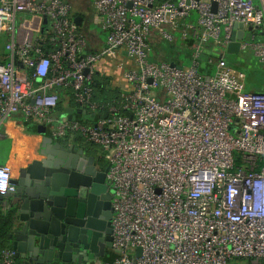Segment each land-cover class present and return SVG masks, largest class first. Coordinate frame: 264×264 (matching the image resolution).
<instances>
[{
    "label": "built area",
    "instance_id": "2783aa9c",
    "mask_svg": "<svg viewBox=\"0 0 264 264\" xmlns=\"http://www.w3.org/2000/svg\"><path fill=\"white\" fill-rule=\"evenodd\" d=\"M89 2L104 33L96 53L70 1L0 0V128L30 123L102 148L116 256L97 264H264V86L248 91L224 57L234 36L264 67V0ZM163 27L190 42L189 67L149 61L154 31L175 40ZM124 64L126 87L116 78L114 98L97 102L96 73ZM10 172L0 165V196L15 190ZM14 260L0 251V264Z\"/></svg>",
    "mask_w": 264,
    "mask_h": 264
},
{
    "label": "water",
    "instance_id": "95a60500",
    "mask_svg": "<svg viewBox=\"0 0 264 264\" xmlns=\"http://www.w3.org/2000/svg\"><path fill=\"white\" fill-rule=\"evenodd\" d=\"M73 21L76 26L80 24L79 18ZM46 22L44 19L43 25ZM241 37L242 33H239L236 39ZM234 39L233 36L227 54H238ZM204 67L202 64L201 69ZM36 134L40 136L38 154L42 159L19 168L10 181L15 186L14 192L0 196V209L12 212L15 218L10 235L15 259L24 264H89L98 261L104 257V251L111 248V238H107L105 246L96 247L87 226H75L64 219L70 201H77L72 188L76 192L81 188L93 192L97 177L93 158L86 157L84 147H73L76 156L60 168L62 162L61 165L53 164L57 159L55 151L64 150L60 142L47 135L44 127L37 126ZM107 170L108 166L105 174Z\"/></svg>",
    "mask_w": 264,
    "mask_h": 264
},
{
    "label": "rangeland",
    "instance_id": "374dc122",
    "mask_svg": "<svg viewBox=\"0 0 264 264\" xmlns=\"http://www.w3.org/2000/svg\"><path fill=\"white\" fill-rule=\"evenodd\" d=\"M190 18L193 21H196L197 19V14L196 13H192L190 15ZM163 30H166L167 32L171 33L174 37V41L172 43L167 42L166 40H164L162 38V36L154 31L153 35L149 38V44H150V52L148 54V58L149 61L151 62H165L168 64L173 63L175 66H178L180 68H187L191 65V55H192V50L190 48V42L189 41H182L179 38V32L175 31V30H170L167 27H163ZM245 41L247 42H252V40L250 39V34L246 33L245 36ZM225 59L228 62H232V61H238L242 67L243 70L246 74L247 77L252 78V80H248V84L252 83V84H257V86H264V67L260 64L257 63L256 59H254L248 52H241L238 55H229V54H225ZM122 60L124 63L127 62V59L125 58V56H121ZM204 64V63H202ZM115 69V68H114ZM128 69V66L126 64H124L122 70H116V76L112 77V82H111V89L107 88V97L109 96H114L115 92L112 88H114V81L117 78L118 79V83H117V89H124L126 87V83L124 82V79L122 77V74L124 71H126ZM206 72V71H205ZM106 96V95H105ZM98 101L101 100L100 96H97ZM77 118L81 121L83 120V117H80L79 115H77ZM74 138V140L78 139L80 140V137L76 134H72L70 135L68 138ZM62 141V140H60ZM81 141V140H80ZM64 141H62V143L60 142V144L62 145H66L63 143ZM82 142V141H81ZM83 144V142H82ZM86 146V149L88 150V152L97 160L102 159L105 163L106 161L104 160V156L105 153L102 150V148H100L99 146H95V145H90V144H83ZM8 143L6 144L4 141H1L0 143V158H4L6 159V155L8 153ZM19 157H16V159ZM7 160V159H6ZM7 164V161H6ZM21 165V164H20ZM10 166V165H9ZM17 168L19 167L18 165L16 166ZM11 168V166H10ZM17 168H16V175H17ZM15 175V176H16ZM0 211L3 212L2 209H0ZM114 256H116V252L112 251L111 248L106 249L104 257L100 258L98 261H93L90 262L89 264H97L98 262H105L107 260H109L111 257L112 259L114 258ZM229 264H248L247 260H243V259H233Z\"/></svg>",
    "mask_w": 264,
    "mask_h": 264
},
{
    "label": "flooded vegetation",
    "instance_id": "af4514ba",
    "mask_svg": "<svg viewBox=\"0 0 264 264\" xmlns=\"http://www.w3.org/2000/svg\"><path fill=\"white\" fill-rule=\"evenodd\" d=\"M61 146L64 150L55 151L57 159L53 164L61 165L60 162H62L63 164L58 167L64 168V165L73 160L72 158L76 156L75 151H73V147H80L79 144L74 142H70L66 145L61 144ZM84 154L86 157L93 158V164L97 171L96 184L92 193L86 191L85 188H81V190H78L77 192L72 188V193L76 194L77 201H70L68 211L64 219L68 221L69 224L75 226L79 224H81V227L87 226L86 230L90 233L91 238L93 237L95 239L96 247H102L107 244V238H111V193L105 181V169L107 165H103L100 160L95 159L86 149ZM8 161L11 168L15 167L18 163V159H16V157H13ZM19 168L21 167H18L17 170Z\"/></svg>",
    "mask_w": 264,
    "mask_h": 264
},
{
    "label": "crops",
    "instance_id": "0c3cea01",
    "mask_svg": "<svg viewBox=\"0 0 264 264\" xmlns=\"http://www.w3.org/2000/svg\"><path fill=\"white\" fill-rule=\"evenodd\" d=\"M68 1H70L73 6L71 13L72 19H80V24L78 25V27H82L83 33L86 37V51L89 53L99 52L104 46V33L101 30L100 23L97 20V17L90 5L89 0ZM103 68L104 66H100V70H102ZM96 75H98V73H96ZM106 98L108 101L109 97ZM96 101L98 102V100ZM60 104L61 108L65 106L63 100ZM71 106V103H69L67 107ZM65 110L66 109L63 108V111ZM1 141L9 142L8 153L6 155V161L8 164H10L8 160L13 157H19L17 158L18 161L21 160V165H19V167H25L28 163H31L33 160L42 159V157L38 154L40 136L36 133H29L24 126H17L12 123V125H8V127L5 126V128H0V143ZM70 142L71 141H64L63 143L69 144ZM79 147H84L86 149V146L82 143L79 144ZM111 260L112 257L105 262ZM18 262L20 264H24L23 261L18 260Z\"/></svg>",
    "mask_w": 264,
    "mask_h": 264
},
{
    "label": "trees",
    "instance_id": "16d2710c",
    "mask_svg": "<svg viewBox=\"0 0 264 264\" xmlns=\"http://www.w3.org/2000/svg\"><path fill=\"white\" fill-rule=\"evenodd\" d=\"M78 29L80 31L83 32V29L81 26L78 27ZM229 64L231 65H235L236 68H240V69H243V67L240 65V64H236V63H233V62H229ZM202 73H204L205 71L202 69L201 70ZM248 80H252V78H249L248 77ZM111 82H112V79L108 76V75H95L94 77V83H93V87H94V90H95V99H97V96L99 97L100 96V99L99 102H105L107 101V88H110V85H111ZM263 86V85H262ZM262 86H257V84H247V90L248 91H252V92H260L262 90ZM115 92V94H117V90L116 88H112ZM106 95V96H105ZM114 96H109V99H113ZM109 101V100H108ZM60 111H63V109L60 107L59 108ZM80 117H82L81 113L79 114ZM17 122L20 123V121L17 119ZM21 124V123H20ZM22 126H24L26 128V130L29 132V133H36V129H37V125L35 124H30V123H22L21 124ZM32 125V126H31ZM47 135L48 132H46ZM58 142H62V141H59ZM74 143L76 144H81L82 142L78 139L74 140L73 141ZM6 144L8 143V146H9V142H5ZM100 161L103 163V165L106 163L100 159ZM6 162V159H4L3 157L0 158V165H4ZM7 165L9 166L10 164L7 163ZM10 167V166H9ZM12 169V168H11ZM14 222H15V218H14V214L12 212H2L0 211V251L2 250H12L11 248V239H10V235H11V232H12V229L14 227ZM14 264H20L18 262V260H14Z\"/></svg>",
    "mask_w": 264,
    "mask_h": 264
},
{
    "label": "bare ground",
    "instance_id": "6f19581e",
    "mask_svg": "<svg viewBox=\"0 0 264 264\" xmlns=\"http://www.w3.org/2000/svg\"><path fill=\"white\" fill-rule=\"evenodd\" d=\"M8 125H12V123L8 122L6 124V127H8ZM20 164H21V160L18 161L17 165L19 166ZM16 166L15 167H12V170L10 169L11 170V172H10L11 176H15L16 175V168H17Z\"/></svg>",
    "mask_w": 264,
    "mask_h": 264
}]
</instances>
